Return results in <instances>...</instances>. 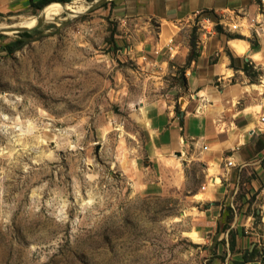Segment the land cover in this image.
Returning a JSON list of instances; mask_svg holds the SVG:
<instances>
[{"label": "rangeland", "instance_id": "1", "mask_svg": "<svg viewBox=\"0 0 264 264\" xmlns=\"http://www.w3.org/2000/svg\"><path fill=\"white\" fill-rule=\"evenodd\" d=\"M96 1L30 32L13 30L55 8L0 17V264H210L184 197L139 190V109L176 78L130 59Z\"/></svg>", "mask_w": 264, "mask_h": 264}, {"label": "crops", "instance_id": "2", "mask_svg": "<svg viewBox=\"0 0 264 264\" xmlns=\"http://www.w3.org/2000/svg\"><path fill=\"white\" fill-rule=\"evenodd\" d=\"M41 1L0 0L1 17ZM263 1L114 0L109 7L129 58L176 78L170 92L139 109L148 135L140 193L184 197L188 233L205 245L210 264H264V34L245 28ZM238 10L246 15L240 31L219 29L205 40L191 21L198 11ZM245 67L262 75L254 81Z\"/></svg>", "mask_w": 264, "mask_h": 264}, {"label": "built area", "instance_id": "3", "mask_svg": "<svg viewBox=\"0 0 264 264\" xmlns=\"http://www.w3.org/2000/svg\"><path fill=\"white\" fill-rule=\"evenodd\" d=\"M261 13L255 18H249L245 21V28L253 32L258 38L264 34V1L261 4ZM246 18V15L241 11H231L228 13H222L218 17H212L206 12L198 11L191 17V21L199 32L201 39H208L215 34L219 29L228 32H238L244 26L238 23V20ZM264 122V117L262 118ZM228 166H233L232 162L227 163Z\"/></svg>", "mask_w": 264, "mask_h": 264}, {"label": "trees", "instance_id": "4", "mask_svg": "<svg viewBox=\"0 0 264 264\" xmlns=\"http://www.w3.org/2000/svg\"><path fill=\"white\" fill-rule=\"evenodd\" d=\"M73 0H42L41 2L39 3H35V4H32V9H42L44 6H46L43 11H47V10H50V9H53V10H50L48 12H51L54 16H58V15H61L64 11V7L66 6H62V5H59L60 3H53V2H66V3H69ZM88 1H93V0H88ZM52 3V4H50ZM58 4V5H57ZM61 6V7H60ZM0 17H1V14H0ZM30 35V33H23L21 34L20 36H28ZM23 46V43L22 42H16L12 45H9L8 46V50L10 52H14L16 50H19L21 47ZM193 57V55L191 56ZM244 71L246 73V75H248L249 77L252 78V80H256L258 79L260 76H261V72H257V71H252V69L248 68V67H245L244 68Z\"/></svg>", "mask_w": 264, "mask_h": 264}, {"label": "bare ground", "instance_id": "5", "mask_svg": "<svg viewBox=\"0 0 264 264\" xmlns=\"http://www.w3.org/2000/svg\"><path fill=\"white\" fill-rule=\"evenodd\" d=\"M65 5H67V4H65ZM62 6H64V5H62ZM86 9H88V5L86 7H84L83 9H81L80 11H78V12H77L76 9H69L67 12H70L72 14L73 13L74 14H80V13L84 12ZM53 17H55V16L51 12H48L47 11V12H44V13L39 14L38 16L29 18V19H25L18 26L14 27V28H16V29L21 28V27H28V28H30V27H33V26L42 24L45 21H48L50 19H53ZM71 17H73V16H71ZM28 28H24V29H28ZM11 30H13V29L8 28V27H4V26L0 25V31L7 32V31H11Z\"/></svg>", "mask_w": 264, "mask_h": 264}, {"label": "water", "instance_id": "6", "mask_svg": "<svg viewBox=\"0 0 264 264\" xmlns=\"http://www.w3.org/2000/svg\"><path fill=\"white\" fill-rule=\"evenodd\" d=\"M108 0H98V1H96L95 2V4H93L92 6H90V7H97V6H100L101 4H103V3H105V2H107ZM53 3H60V4H62V5H65V4H67L66 2H53ZM50 4H52V3H50ZM49 5V4H48ZM48 5H46V6H48ZM46 6H44L43 8H42V10L46 7ZM41 10V11H42ZM40 26V25H39ZM39 26H36V27H34V28H30V29H14L13 30V32H16V33H21V32H30V31H33V30H35V29H37Z\"/></svg>", "mask_w": 264, "mask_h": 264}]
</instances>
